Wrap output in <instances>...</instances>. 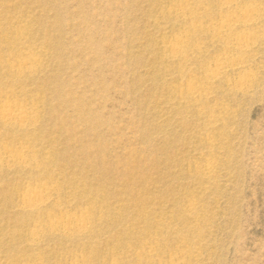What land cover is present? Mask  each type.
Returning <instances> with one entry per match:
<instances>
[{"label": "rangeland", "instance_id": "obj_1", "mask_svg": "<svg viewBox=\"0 0 264 264\" xmlns=\"http://www.w3.org/2000/svg\"><path fill=\"white\" fill-rule=\"evenodd\" d=\"M224 1L0 0V264H264V0Z\"/></svg>", "mask_w": 264, "mask_h": 264}, {"label": "bare ground", "instance_id": "obj_2", "mask_svg": "<svg viewBox=\"0 0 264 264\" xmlns=\"http://www.w3.org/2000/svg\"><path fill=\"white\" fill-rule=\"evenodd\" d=\"M236 0H226V2L224 3L225 5L224 6H228V8L229 7H231V5L235 2ZM242 1V0H241ZM237 2V1H236ZM222 4V3H221ZM234 5H235V3H234ZM179 7V9H182V10H186L187 8H188V5L187 4H181V5H178ZM235 8V7H234ZM249 9V8H248ZM240 10V9H239ZM255 10V9H254ZM248 11V10H247ZM247 11H246V13H247ZM242 12V11H241ZM251 13V12H250ZM253 14V13H252ZM229 14H227V16H228ZM235 16V15H234ZM245 16V15H244ZM248 16V15H247ZM233 18V17H232ZM243 18V17H242ZM247 18V17H246ZM239 19V18H238ZM254 19V18H253ZM229 20H231L230 19V17H229ZM228 20V21H229ZM237 20V19H236ZM221 21V20H220ZM227 20L225 21V19H224V22H221V24L218 26V28H220V29H226L227 28V30H228V22ZM241 21V20H240ZM242 22H244V21H242ZM250 22V21H249ZM248 22V23H249ZM256 22V21H255ZM231 23V22H230ZM234 24V23H233ZM245 24V23H244ZM218 25V24H217ZM230 25V24H229ZM216 28V27H215ZM231 31V30H230ZM237 31V30H236ZM218 33H221V32H218ZM224 34V33H223ZM229 34V33H228ZM241 36H243L242 34H241ZM228 37V36H227ZM246 38V37H245ZM240 41V40H239ZM238 41V42H239ZM179 42V41H178ZM178 42H175L174 44H173V46H172V48H173V50H178L179 49V44H178ZM243 43V42H242ZM239 44V43H238ZM240 44H241V42H240ZM247 45V44H246ZM242 46V45H241ZM240 47V46H239ZM238 47V48H239ZM243 47V46H242ZM242 47H240V48H242ZM248 48H249V46H248ZM239 51V50H238ZM247 53V52H246ZM247 55V54H246ZM222 60V59H221ZM221 63V62H220ZM218 64V63H217ZM216 64V65H217ZM215 65V67H217V68H215L216 70H217V72L219 71H221V69L223 68V67H226V66H221L220 64L219 65H217L216 66ZM222 65H224V64H222ZM238 66V65H237ZM229 67H231V66H229ZM239 67V66H238ZM241 67V66H240ZM9 68H10V70L11 71H13V72H16V73H21V72H23V64H19V65H17V66H9ZM226 69V68H225ZM234 69V68H233ZM240 69V68H239ZM244 69V68H243ZM240 71V70H239ZM241 71H242V69H241ZM237 72H238V70H237ZM240 73V72H239ZM211 74V73H210ZM243 73H241V75H242ZM218 75V74H217ZM217 75H216V77H217ZM220 75V74H219ZM243 76V75H242ZM207 77V76H206ZM214 77V76H213ZM245 77V76H244ZM240 78V77H239ZM246 78V77H245ZM212 79V78H211ZM243 79V78H242ZM241 78H240V80H242ZM242 82V81H241ZM249 83V82H248ZM190 85V84H189ZM190 87H192V86H190ZM196 93V92H195ZM26 107V106H25ZM26 109V108H25ZM25 110H24V107L23 106H21V105H18V104H15V102H14V104H13V102H12V104H10V103H3V105H1L0 106V123H2L3 124V126H5V125H7V126H9V127H13V128H16V129H18V130H23V129H25L26 127H28V126H30V125H32L31 123L33 122L30 118H28V116H26V113L24 112ZM32 121V122H31ZM6 151H8L9 152V150H6ZM7 152V153H8ZM12 152V151H11ZM10 152V153H11ZM23 152V151H22ZM3 153V152H2ZM6 153V154H7ZM13 153V152H12ZM18 153H19V151H18ZM20 154V153H19ZM21 154H23V153H21ZM20 154V155H21ZM3 155H5V154H3ZM14 155V154H13ZM19 155V156H20ZM26 156V155H25ZM8 157H12V154L11 155H9ZM14 157V156H13ZM27 157H28V155H27ZM26 157V158H27ZM2 158V155H1V150H0V159ZM10 159V158H9ZM14 159H16V158H14ZM18 159H20V158H18ZM22 159V158H21ZM25 158H23V160H24ZM3 160V159H2ZM7 160V159H6ZM17 160V159H16ZM26 160V159H25ZM5 161V160H4ZM8 161V160H7ZM11 161H12V159H11ZM19 162H20V160H19ZM23 162V161H22ZM25 163V161L23 162V163H21L22 165ZM26 163H28V161L26 162ZM25 163V164H26ZM17 164V163H16ZM27 165V164H26ZM32 164H30L29 166H31ZM20 166V165H19ZM25 166V165H24ZM32 167V166H31ZM30 168V167H29ZM44 191V190H43ZM25 193V192H24ZM49 194V193H48ZM47 194V195H48ZM24 196V200H23V202L26 200L27 202H28V205H26V206H24L23 208L24 209H26V210H28L29 212H31V213H33L34 211H40L39 209V204H42V203H44V201L46 200V199H48V197L46 198V197H44L43 196V192H42V190L40 191V190H38V189H34V190H28L25 194H23ZM47 201H45V203H46ZM25 203V202H24ZM23 203V204H24ZM49 204V203H48ZM41 206V205H40ZM45 206V205H44ZM43 209V208H42ZM81 214H83V213H81ZM77 216V215H76ZM79 216H80V214H79ZM51 217V216H50ZM73 217V216H72ZM74 217H75V215H74ZM73 217V218H74ZM82 217V216H81ZM70 219V218H69ZM53 219H50V221H52ZM71 220H73V219H71ZM76 220H78V219H76ZM81 220V221H80ZM79 220V223L78 224H73V222H72V224H64L63 225V227H61V229L63 228V230H66V231H71L73 234H76V235H81L82 233H84L85 232V228H86V226L87 225H85L86 223H85V221H86V218L85 217H82L81 219ZM74 221H75V219H74ZM67 222V221H66ZM78 222V221H77ZM81 222V223H80ZM54 223V222H53ZM59 223H60V220H59ZM75 223V222H74ZM84 223V224H83ZM61 224V223H60ZM89 224V223H88ZM54 225V224H53ZM85 225V226H84ZM52 226V225H51ZM58 226H60V225H58ZM85 227V228H84ZM55 228L56 229H58L56 226H55ZM54 229V228H53ZM58 231H59V229H58ZM65 231V232H66ZM87 231V230H86ZM62 232V231H61ZM60 232V233H61ZM70 232V233H71ZM63 233V232H62ZM72 234V235H73Z\"/></svg>", "mask_w": 264, "mask_h": 264}]
</instances>
